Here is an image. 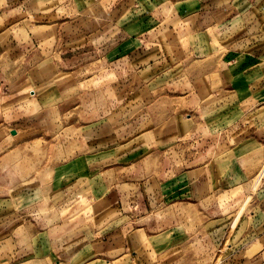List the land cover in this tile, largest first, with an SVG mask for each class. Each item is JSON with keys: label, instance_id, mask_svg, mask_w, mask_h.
Wrapping results in <instances>:
<instances>
[{"label": "crops", "instance_id": "obj_1", "mask_svg": "<svg viewBox=\"0 0 264 264\" xmlns=\"http://www.w3.org/2000/svg\"><path fill=\"white\" fill-rule=\"evenodd\" d=\"M92 1L96 16L86 23L76 8L84 0H0V36L25 23L30 40L29 70L13 80L0 71V132L15 155L73 131L82 152L72 158H88L55 190L34 184L19 168L0 175V264H115L133 250L148 263V255L165 254L163 235L143 233L157 245L145 250L141 234L124 229L132 217L121 199L130 192L118 186L132 181L122 176L129 166L120 164L136 156L122 151L126 143L109 118L137 89L134 80L157 64L207 63L188 71L187 109L179 102L152 113L154 144L137 157L155 159L154 167L130 208H199L222 197L216 206L229 210L230 197L245 192L235 156L246 144L264 147V0ZM44 7L51 8L42 18ZM64 8L74 11L72 20L59 14ZM35 53L47 62L45 76L32 72ZM250 223L243 247L234 251L243 262L233 264H264V193ZM255 245L259 250L244 260Z\"/></svg>", "mask_w": 264, "mask_h": 264}, {"label": "rangeland", "instance_id": "obj_2", "mask_svg": "<svg viewBox=\"0 0 264 264\" xmlns=\"http://www.w3.org/2000/svg\"><path fill=\"white\" fill-rule=\"evenodd\" d=\"M93 3L92 0H84V3L76 4L79 16L84 17L86 23L91 22L96 16L93 12ZM50 8L40 9L43 12L42 18H45ZM64 9L59 10V14L72 20L75 17L74 11ZM37 12L39 11L37 10ZM37 21H41L37 22L40 25L43 24L44 19ZM30 22L27 23L30 24ZM22 24V26H28L24 25L25 23ZM94 25L92 23L90 26ZM22 26L10 27L0 36V71L7 80H13L19 72L29 70L28 61L24 60L30 53V51L26 52L30 40L28 30ZM35 54L37 58L32 72L37 71L38 74L45 76L47 62L43 61L37 53ZM185 65L182 63L173 67L157 64L151 67L148 73L141 76L142 80L141 78L134 80L133 83L137 89L128 98L127 104L109 116L122 138V144L126 143V147H123L122 151H126L128 154L133 152L136 156L133 158L132 164H127V166L124 165V162L120 164L124 168L130 167L127 171L122 172V176L124 179L132 181V185L118 186L120 192H130L121 199L123 213L132 217V221L126 223L124 229H132L140 233L141 246L145 250L156 248L157 245H155L156 237L146 239L143 233L145 236L163 235L165 237L164 244L161 245L165 248V254L148 255L146 257L148 263H145L141 260L144 256L139 251L133 250L128 251L126 256L115 264H233L243 262V259H237L234 253L237 248L243 247V242H240L243 234L252 230L250 213L253 212L258 196L264 193L263 146L246 144L240 148L241 154L235 156L244 169L241 180L245 185V192L242 195L238 190L234 197H230L232 207L229 210L225 208L223 211L219 206H216V203L220 205L222 197L218 198V202L208 200L199 208L187 204H176L144 212L138 210L137 203L135 209L130 208V205L135 204L139 199V183L143 182L154 167L155 159H142V155L137 157L142 153V149L145 150L143 155H146L147 147L150 151L154 144L148 134L152 124V113H155L157 109L165 110L167 113L180 103L181 107L187 109L188 104L185 101V96L192 91L189 79V74L192 72L188 73V71L206 69L207 63L198 62L190 68ZM141 81L142 86H140ZM126 134L129 135L128 138H126ZM260 134L264 135V132L260 131ZM66 135L63 133L47 141L39 140L30 148H25L21 150L20 154L15 153L14 155L10 139L4 137L5 135L3 136L0 132V175L7 170L11 172L19 168L21 175L32 177L34 184L46 188L53 187L55 190L65 180L72 179L79 167L84 166V162L88 160V158H72L74 155L81 154V144L76 142L75 132L71 131L68 136ZM182 146L184 155H186L187 144L184 143ZM88 149L92 148L87 141L86 150ZM9 151L11 152L9 153ZM107 168L105 167L103 170ZM243 174L245 178L242 177ZM85 178L84 182L87 186V177ZM4 182H6L5 179ZM44 211L45 209L42 208L41 213H45ZM175 234H180L179 240L172 239ZM173 248L175 249L171 250ZM259 248L258 245L253 246L244 260L251 259Z\"/></svg>", "mask_w": 264, "mask_h": 264}]
</instances>
